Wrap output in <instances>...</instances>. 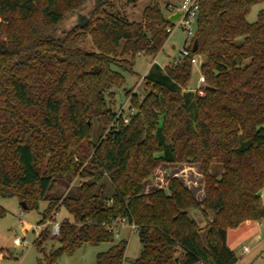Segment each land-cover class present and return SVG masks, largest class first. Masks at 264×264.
Returning <instances> with one entry per match:
<instances>
[{
	"label": "trees",
	"instance_id": "16d2710c",
	"mask_svg": "<svg viewBox=\"0 0 264 264\" xmlns=\"http://www.w3.org/2000/svg\"><path fill=\"white\" fill-rule=\"evenodd\" d=\"M262 1L200 0L197 49L189 48L203 93L193 89L188 57L151 62L124 121L111 105L125 73L168 39L158 0L138 20L113 0H0V196L24 210L45 201L37 224L60 207L72 216L57 234L34 239L38 264L101 242L111 245L96 264H123L127 241L109 230L121 216L140 238L134 264H237L227 230L264 208V11L246 18ZM86 5L87 15L62 31L67 13ZM88 39L95 50L81 46ZM175 162L199 164L201 200L176 176L145 191L155 168ZM76 176L90 180L74 195H51L58 178Z\"/></svg>",
	"mask_w": 264,
	"mask_h": 264
},
{
	"label": "rangeland",
	"instance_id": "374dc122",
	"mask_svg": "<svg viewBox=\"0 0 264 264\" xmlns=\"http://www.w3.org/2000/svg\"><path fill=\"white\" fill-rule=\"evenodd\" d=\"M115 7L121 12H126L130 19H140L143 8L152 2V0H137L136 5H125L123 0H113ZM167 0H158L162 9ZM259 11H264V1L254 4L246 18L249 22L257 19ZM87 15V5L85 8L78 9L67 13L60 29L62 31L68 30L72 25ZM184 33L181 30L175 31L164 43L162 50L156 55L142 54L135 60V73H125L126 81L124 88L116 90V99L111 105L117 112L122 108L123 114L126 116L129 113L130 98L134 92H139L144 88L143 82L139 75H142L149 67L151 62H158L162 66L172 64L175 56L178 55L181 46L183 45ZM81 46L86 50H95V47L88 39ZM198 77L197 65L194 64L191 82H195ZM130 90L125 94V90ZM135 109H133V112ZM90 167V164H87ZM218 169L217 166L212 167V172ZM219 170V169H218ZM176 176L188 188L198 200L204 197L203 175L200 172L199 164L187 162L175 163H161L153 174L144 180V189L148 191L155 187L165 186L167 178ZM106 179V178H104ZM83 180H90L88 177L76 176L69 180L66 177L57 179L55 190L51 193L52 196H60L76 194L78 185ZM111 190V187L108 186ZM262 205H264V189L261 190ZM0 205L6 210L4 216L0 217V264H38L41 257V252L34 244V239L41 231H49V236L53 235L51 232V224L46 227H37L35 230L32 226L36 225L41 218V211L46 206L45 201H41L38 209L24 210L21 208L19 200L16 197L0 196ZM54 211V210H53ZM55 222L60 223L61 219L67 217L72 219V216L60 207L59 210L53 214ZM191 215L200 219L198 213L191 211ZM24 222V224L21 223ZM247 221V220H246ZM242 222L236 227H229L227 230V244L234 251L238 258L237 264H264V216L258 220H250V222ZM116 229L119 237L127 241L125 254L127 256L126 262L134 261L141 250L140 238L137 231L132 229L127 224L120 222L116 223ZM201 226L204 224L200 221ZM203 227V226H202ZM203 232V228H202ZM18 237L27 239L26 244H15L13 239ZM51 241H47L46 247L49 248ZM110 242H101L97 245L83 244L77 248L72 254L61 255L55 264H96V254L99 251L108 249ZM247 246L248 250L242 253L243 246ZM131 264V262L129 263Z\"/></svg>",
	"mask_w": 264,
	"mask_h": 264
},
{
	"label": "built area",
	"instance_id": "2783aa9c",
	"mask_svg": "<svg viewBox=\"0 0 264 264\" xmlns=\"http://www.w3.org/2000/svg\"><path fill=\"white\" fill-rule=\"evenodd\" d=\"M200 0H167L164 4L163 13L165 17L170 21L169 25L166 27V32L168 33V38L173 34L175 31L181 30L184 33V40L183 45L181 46L179 53L177 56L174 57L173 62H177L179 59L183 57H188L192 64L198 63V56L195 54H191L189 44L193 41L195 31H196V20H197V13L199 10ZM178 12V16L175 19H170L169 16ZM204 81V75L198 72L197 82L194 85L193 89L198 93L202 94L203 90L201 88V83ZM129 112H133V108L129 109ZM117 115H122L123 120L127 121L128 117L125 116L122 112V108L116 112ZM55 211L53 212V214ZM54 216V215H53ZM54 217H48L45 221L40 224L33 225L32 227L36 230L37 227H46L49 223L51 224V232L53 234H57L59 232V223L53 220ZM117 222L122 224H127L132 229L136 230L135 224H129L124 217H119L116 221L112 222L109 225V230H111L114 236L117 238L119 237V233L116 229ZM24 224L23 221H21ZM40 233V232H39ZM38 233V234H39ZM15 244H26L27 239L23 237L22 239L15 237L13 239ZM248 250L247 246H243L242 253ZM130 263V262H129ZM128 262L124 261L123 264H129ZM195 264H204L202 261H199Z\"/></svg>",
	"mask_w": 264,
	"mask_h": 264
},
{
	"label": "water",
	"instance_id": "95a60500",
	"mask_svg": "<svg viewBox=\"0 0 264 264\" xmlns=\"http://www.w3.org/2000/svg\"><path fill=\"white\" fill-rule=\"evenodd\" d=\"M178 16V12L171 14L169 16L170 19H175ZM197 49V38H194L192 43V50L195 51ZM22 205H24V202H21ZM262 216H264V208L261 209ZM131 264H134V261L131 262Z\"/></svg>",
	"mask_w": 264,
	"mask_h": 264
},
{
	"label": "crops",
	"instance_id": "0c3cea01",
	"mask_svg": "<svg viewBox=\"0 0 264 264\" xmlns=\"http://www.w3.org/2000/svg\"><path fill=\"white\" fill-rule=\"evenodd\" d=\"M156 62V61H155ZM198 71V70H197ZM196 82H197V79H196V81L195 82H193V86L196 84ZM246 222H250V220H247ZM130 262H132V261H130Z\"/></svg>",
	"mask_w": 264,
	"mask_h": 264
}]
</instances>
